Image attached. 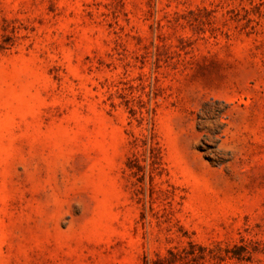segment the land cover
Listing matches in <instances>:
<instances>
[{
  "label": "rangeland",
  "instance_id": "obj_1",
  "mask_svg": "<svg viewBox=\"0 0 264 264\" xmlns=\"http://www.w3.org/2000/svg\"><path fill=\"white\" fill-rule=\"evenodd\" d=\"M0 264H264V0H0Z\"/></svg>",
  "mask_w": 264,
  "mask_h": 264
}]
</instances>
